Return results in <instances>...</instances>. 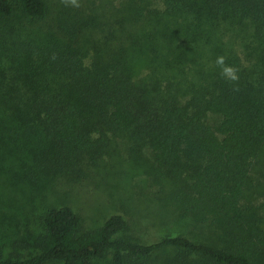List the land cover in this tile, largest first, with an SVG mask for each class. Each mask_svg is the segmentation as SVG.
<instances>
[{
    "label": "trees",
    "instance_id": "16d2710c",
    "mask_svg": "<svg viewBox=\"0 0 264 264\" xmlns=\"http://www.w3.org/2000/svg\"><path fill=\"white\" fill-rule=\"evenodd\" d=\"M162 3L130 0L107 20L64 7L45 39L30 27L49 18L48 0H0V145L74 171L127 137L159 199L202 237L147 243L121 214L82 232L72 206H54L36 249L0 264H264V206L247 200L264 153V0ZM235 24L251 32L245 59L226 61L237 70L230 81L214 64L226 54L218 36ZM204 51L214 64H202ZM138 61L145 80L135 79Z\"/></svg>",
    "mask_w": 264,
    "mask_h": 264
},
{
    "label": "rangeland",
    "instance_id": "374dc122",
    "mask_svg": "<svg viewBox=\"0 0 264 264\" xmlns=\"http://www.w3.org/2000/svg\"><path fill=\"white\" fill-rule=\"evenodd\" d=\"M48 1L52 10L49 18L30 27L34 36L45 39L57 34L55 26L62 9L66 7L74 15L72 8H76L65 6L62 0ZM128 1L80 0V4L91 17L107 20L105 17L112 18L122 3ZM152 2L158 8L164 6L162 0ZM250 32L247 24H235L218 36L217 40L226 52V61L233 55L231 53L245 59L247 51L243 43L250 37ZM212 55L215 54L204 51L202 64H214ZM135 74L137 80L147 78L149 69L143 61L137 62ZM208 120L217 122L219 114L210 112ZM1 134L4 132L0 129ZM130 146L127 137L115 136L111 139L109 153L97 165L88 166L84 162L74 171L65 170L68 165L51 171L47 166H38L28 151L16 152L13 146L1 144L0 255L28 256L40 243L47 210L64 205L72 206L80 214L82 232L101 227L111 216L121 214L130 222V233L147 243L182 232L201 238L200 230L188 219L178 217L159 199L145 172L148 163L140 164L130 154ZM141 155L150 160V148L146 147ZM247 200L264 206V153L252 165Z\"/></svg>",
    "mask_w": 264,
    "mask_h": 264
},
{
    "label": "clouds",
    "instance_id": "9594fccd",
    "mask_svg": "<svg viewBox=\"0 0 264 264\" xmlns=\"http://www.w3.org/2000/svg\"><path fill=\"white\" fill-rule=\"evenodd\" d=\"M62 3L65 6L81 7L80 0H62ZM215 64L220 68L222 77L230 81L238 80L237 70L226 63V58L223 55L216 58Z\"/></svg>",
    "mask_w": 264,
    "mask_h": 264
}]
</instances>
